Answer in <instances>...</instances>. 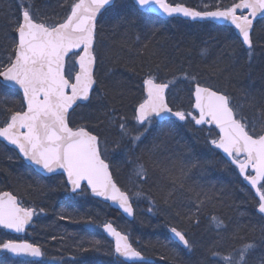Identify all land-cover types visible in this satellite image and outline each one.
Masks as SVG:
<instances>
[{
  "label": "trees",
  "instance_id": "16d2710c",
  "mask_svg": "<svg viewBox=\"0 0 264 264\" xmlns=\"http://www.w3.org/2000/svg\"><path fill=\"white\" fill-rule=\"evenodd\" d=\"M167 1L198 11L205 6L215 10L217 3L225 7L238 2ZM73 2L0 0V62H6L14 48L16 22L24 7H29L38 20L55 24L66 18ZM252 40L249 56L233 29L158 20L139 12L131 2L118 0L97 24L99 61L94 93L87 105L72 113L69 125L86 126L99 136L101 145L115 148L119 144L118 153L131 141L130 135L122 137L119 118L134 124L135 106L144 97L146 76L151 73L159 81H167L182 79L187 71L199 74L202 83L227 92L248 123L259 131L264 126V21L255 25ZM193 88L188 81L179 92L180 103L172 105L168 98L169 105L192 112ZM21 102L16 91L0 85V125L11 111L21 110ZM111 117L116 118L115 124ZM216 137L213 130L195 129L191 118L185 125L153 122L140 141L132 144V165L123 162L120 166V171L126 172L138 163L148 168V179L138 181L137 192L143 195L137 196L135 191L130 195L135 208L132 223L93 200L86 191L76 197L70 195L62 177H40L0 144V193H11L25 207L37 210L38 218L25 240L44 252L38 263L4 256L0 264H121L101 227H97L105 222L128 234L132 245L154 264H227L225 256L239 260L238 254H233L248 244L253 246L243 264H264V221L256 214L258 203L237 172L211 149L209 140ZM108 163L114 181L124 190L115 160ZM173 163L177 174L181 164L187 172L182 188L162 174L161 169L172 168ZM171 227L184 232L191 244L189 250L171 241ZM9 239L14 240L0 231V241Z\"/></svg>",
  "mask_w": 264,
  "mask_h": 264
},
{
  "label": "snow or ice",
  "instance_id": "6c2138e0",
  "mask_svg": "<svg viewBox=\"0 0 264 264\" xmlns=\"http://www.w3.org/2000/svg\"><path fill=\"white\" fill-rule=\"evenodd\" d=\"M135 2L140 9L146 10H153L150 6L156 5L168 16L178 13L193 20L207 18L230 25L240 45L249 50V56L253 49V20L264 15V0H238L225 7L217 3L215 10L206 11L171 5L166 0ZM110 3L111 0H74L66 18L55 24L38 20L29 7L22 9L21 19L16 22L14 48L7 61L0 62V85L8 82L22 92V108L11 111L8 119L0 125V139L15 146L25 160L44 172L62 170L73 192L80 190L82 183L86 182L94 196L111 201L128 216H133L131 196L114 181L99 136L84 125L70 127L68 120L69 110L74 105L79 106L78 101H88L90 90L96 83L94 68L99 61L96 52L97 17ZM70 53L78 65L74 76L67 71L66 57ZM198 75L187 71L182 74V79L194 85L190 93L191 107L198 116L190 111L174 110L169 105L168 90L178 77L159 81L149 73L143 80L144 97L136 104L133 118L140 126H151L154 119L163 121L166 118H175L179 122L191 118L195 125H215L219 135L209 143L239 169V174L255 190L258 212L264 214V126L257 131L256 125H250L240 108L233 105L227 92L220 91L214 84L202 83ZM110 119L115 124L116 118ZM119 119L124 121L126 118ZM119 128L122 137L130 135L125 123L121 122ZM142 135L143 132L137 129L131 143L135 145ZM161 171L174 186L183 187L187 172L182 164L179 174L174 163L172 168L164 167ZM133 175L137 181L147 180L148 168L138 163ZM136 195L143 193L137 192ZM149 211H152L151 207ZM35 214L34 208L25 207L15 195L0 193V229L23 233ZM97 227H102L103 232L113 238L114 252L123 258L121 264H153L132 245L130 236L111 222ZM169 231L185 248L191 247L184 232L176 227ZM252 246L248 244L240 250L239 260L231 256H225L224 260L227 264H243L245 254ZM0 250L33 260L44 256L40 246L10 239L0 241Z\"/></svg>",
  "mask_w": 264,
  "mask_h": 264
},
{
  "label": "water",
  "instance_id": "95a60500",
  "mask_svg": "<svg viewBox=\"0 0 264 264\" xmlns=\"http://www.w3.org/2000/svg\"><path fill=\"white\" fill-rule=\"evenodd\" d=\"M117 1H118V0H111V3H110L108 6H106L105 9L101 10V13H100V14L98 15V17H97V24H98L100 18L103 16V14H104L106 11H108L109 9H111ZM127 1L131 2L139 12H141V13H143V14H145V15H149V16H151V17H153V18H156V19L162 20V21L179 19V20H181V21L189 22V23H191V24H211V25L216 26V27H223V28L232 29L230 25H227V24H225V23H223V22L215 21V20H212V19H207V18H206V19H199V18H198V19L193 20V19H191V18H189V17H184L183 15L178 14V13H177V14H173V15H171V16H168V15H166L165 13H163V12H162V11L156 6V5H152V6H150L151 9H153V10H146V9H140L139 6L136 4L135 0H127ZM166 2H167V0H166ZM167 3H168V2H167ZM238 14H239V10H238ZM245 14H247L246 10H245ZM261 21H264V15H258L257 18L253 20V29H252V33H253V31H254V27H255V25H256L258 22H261ZM233 30H234V29H233ZM234 31H235V30H234ZM252 33H251V35H252ZM235 35H236V33H235ZM243 48L246 49V50H248L246 47H243ZM72 57H75V56H73L71 53L69 54V57H66L67 63H68V61H69ZM74 65H75V67H76V70H78V65H76L75 61H74ZM94 72L96 73V66H95V68H94ZM0 80H2V77H0ZM1 86L5 87V88H7V89H10V90L16 91V92L21 96V98L23 99L22 92H21L18 88L13 87V86H11L10 84H8V82H4V84L1 85ZM94 90H95V84L93 85V88L90 90V93H89V97H90V98H89V100H88V101H78L77 104H78L79 106L74 105V106H73V109H70V110H69V117H70V115H71V114H72L77 108H79V107H83V106L87 105V104L90 102L91 97H92V94L94 93ZM193 90H194V89H193ZM143 93H144V85H143ZM192 102H193V101H192ZM192 110H193V112H194V115H197V116L199 115L198 112L195 111V109L192 108ZM69 117H68V120H69ZM171 120H172V121H176L175 118H166V119L163 120V121H159V120H155V119H154V121H156V122H158V123H165V122H168V121H171ZM176 122H178L179 124H184V123H185V122H179V121H176ZM138 126H140V125H138ZM194 126H195L197 129H201V128L213 129V130L216 131L217 135H219V129H217V128L215 127V125H208V124H205V125H195V123H194ZM140 127H142V126H140ZM0 143H1L2 145H4L5 147L9 148L10 150H12L14 153H16V155L18 156V158L23 162V164H25V166L31 168L36 174H38V175L41 176L42 178H52V177H58V176L63 177L64 180H65V182H66L67 189H68V191L70 192L71 195H73V196L78 195L79 193H81L82 189L84 188V189H86V191L89 193V195L91 196V198H92L93 200L98 201V202H100V203H102V204H104V205L109 206L113 211H116V212H117V213H118V214H119V215H120L125 221H127V222H129V223H132V222L134 221V215H135V212H134V215H133V216H128V215H127L126 213H124L121 209H119L118 205L113 204L111 201L104 200V199L101 198V197H96V196H94V195L91 193V190L88 189L86 182H85V183H82V188H81L80 190H78V191H76V192H73L72 189H71V185H69V184L67 183V178H66V176L63 174L62 170H58V171H56V172H54V173H46V172H44L42 169H39L37 166H35V165L31 164L29 161L25 160V159L23 158V156L20 155L19 150L15 148V146L7 144V142H6V141H3L2 139H0ZM212 150L218 152V153L220 154V156L223 158V160H224L227 164H229L232 168H234V169L237 171V174H238V176L240 177V179L242 180L243 185H244V186H245V187H246V188H247V189L253 194L254 198H255L256 201L258 202V197H257L256 194H255V190L251 189V186L248 185L247 181H245V180L243 179V177L239 174V169L236 168V166L233 165V164L231 163V160H230L228 157H226L225 154H224L223 152H221V151L218 150V149H215L213 146H212ZM240 159H243V157H240ZM248 171L251 172V169H248ZM110 172H111V171H110ZM130 202H131V201H130ZM131 204H132V203H131ZM132 206H133V205H132ZM133 209H134V207H133ZM256 214H257L258 216H260V217L263 219V221H264V214L259 213L257 209H256ZM34 216H35V215H34ZM34 216H33V218H32V221L30 222V224L26 226L25 231H24L23 233H15V232H11V231H9V230H7V229H0V230H1L2 232H4L5 234H8V235H10V236H12V237L23 238V237L26 235L27 231L31 228V226H32V224H33V221H34ZM101 232H102L103 236H104V237H105V238H106V239L112 244V246H113V252H114V240H113V238H112V237H109L106 233H104L102 227H101ZM170 237H171V239L173 240V242H174L177 246H179V247L182 248V249H186V250L188 249V248H185V247H184V246H183V245H182V244H181V243H180V242H179V241L173 236V234H172L171 232H170ZM5 254L11 256V257L14 258V259H20V260H23V261H26V262H39V261L41 260V258L36 259V260H33V258H30V257H16V256H13L11 253H9V252H7V251H2V250H0V257H1L2 255H5ZM114 256H115V258L118 259L119 261H121V262L123 261V258L117 257L116 254H115V252H114ZM151 261H152V260H151ZM152 262H153V261H152ZM153 263H154V262H153ZM124 264H140V262H124Z\"/></svg>",
  "mask_w": 264,
  "mask_h": 264
},
{
  "label": "rangeland",
  "instance_id": "374dc122",
  "mask_svg": "<svg viewBox=\"0 0 264 264\" xmlns=\"http://www.w3.org/2000/svg\"><path fill=\"white\" fill-rule=\"evenodd\" d=\"M186 1H189V0H186ZM206 10H209V8L205 6L201 11H206ZM74 61H75V57L71 58L67 64V71H68V74L71 76H74V72L76 71ZM187 83H188V80L178 79L176 81L175 85H173L170 88L169 99L173 103L172 105L176 106L180 103V99H181L180 96L181 95L179 94V92L181 91L182 87L185 86V84H187ZM233 105L237 106L234 103H233ZM121 122L125 123V121H119V124ZM125 124L128 127V129L130 130V136L131 137L136 134L137 129H139V131L143 132V135H144L145 132L150 127L147 125L142 127V128L138 127L137 124L135 123V121H134V124H132V125L127 123V122ZM145 128H147L146 131H145ZM143 135L141 136V138L143 137ZM101 146H102V150L105 153L106 161L109 162L110 159L115 160V163L118 166V171H119V172L117 171V175L119 176L120 181L123 184L124 191L129 192L130 195L134 191L135 192L139 191L140 186L138 184V181L136 180V177L133 175L134 168L132 170H128L127 172L126 171H120L122 169V168H120V166H123V162H124V164L126 163L127 166L131 163V161H129V158L131 160V154L134 150L132 148L133 145H132L131 141H129V142L127 141V143H125L123 145V147L120 149V151H118V153H115L119 149L117 146L115 148H113L111 145L104 144V143ZM131 165H129V166H131ZM237 254H238V258H239V252L234 253L233 255H237Z\"/></svg>",
  "mask_w": 264,
  "mask_h": 264
},
{
  "label": "flooded vegetation",
  "instance_id": "af4514ba",
  "mask_svg": "<svg viewBox=\"0 0 264 264\" xmlns=\"http://www.w3.org/2000/svg\"><path fill=\"white\" fill-rule=\"evenodd\" d=\"M18 158V157H17ZM19 159V158H18ZM20 160V159H19ZM21 161V160H20ZM22 162V161H21ZM23 164V163H22ZM37 211V210H36Z\"/></svg>",
  "mask_w": 264,
  "mask_h": 264
}]
</instances>
